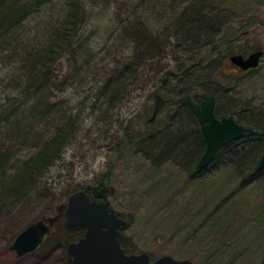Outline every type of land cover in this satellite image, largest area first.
<instances>
[{
  "label": "rangeland",
  "instance_id": "rangeland-1",
  "mask_svg": "<svg viewBox=\"0 0 264 264\" xmlns=\"http://www.w3.org/2000/svg\"><path fill=\"white\" fill-rule=\"evenodd\" d=\"M83 1L88 19L81 33L96 36V55L88 57L87 62L68 52L57 62L55 71L59 75L47 77L51 101L56 103V112L48 115L50 118L34 116L31 107L35 99L27 101L24 83L16 85L22 56L9 57L7 49L0 47V119L5 118L0 121V149H20L14 154L18 164V157L38 150L66 117L76 119L61 158L40 178L38 195L26 204L0 210V264L66 263L67 244L77 239L65 237L68 194L74 188L99 183L106 184L105 200L127 220L122 238L132 252L147 251L153 258L171 254L195 264H264V183L255 180L247 184L234 163L225 160L196 178L173 160L162 159L143 150L139 142L133 143V139L139 141L150 131L158 133L167 124L161 113L150 121L155 105L150 91L155 85L153 79L149 83L141 80L146 75L117 96L111 97L107 88L100 92L105 79L114 78L111 67L117 60L108 54L107 35L114 33L115 39L124 32L123 27L133 19L125 17L139 0ZM148 1L150 6L139 3L137 14L156 10L163 0ZM66 4L67 0H55L47 6L36 23L28 24L29 32L21 35L20 41H34L38 22L45 25L52 15L61 19ZM207 4L221 19L225 35L237 29L236 40L225 37L220 45L224 58L218 69L219 79L227 86L232 101L245 102L264 113V55L258 66L244 72L234 68L228 58L235 52L247 53L259 47L264 50V0H207ZM187 12L181 10L175 21ZM250 21L254 27L240 30L239 25ZM97 26L100 28L95 33L93 28ZM163 55L165 58L167 54ZM178 55L181 52L177 49ZM168 56L169 63L176 65L173 54ZM56 215L50 236L35 252L17 256L10 249L15 236L28 224Z\"/></svg>",
  "mask_w": 264,
  "mask_h": 264
},
{
  "label": "trees",
  "instance_id": "trees-1",
  "mask_svg": "<svg viewBox=\"0 0 264 264\" xmlns=\"http://www.w3.org/2000/svg\"><path fill=\"white\" fill-rule=\"evenodd\" d=\"M54 1L0 0V47L7 49L9 57L13 54L22 56V66L19 68L21 74L16 85L24 83L23 92L27 101L35 99L36 103L31 108L35 109L36 117L43 114L44 117L50 118L49 116L56 112V103L51 101L49 95L47 77L59 75L55 71L57 62L68 52L88 62V57L92 56L90 46L94 48L96 44L95 35L92 36L95 39H92L81 33L88 19L83 0H67V10L61 19H54L52 15L45 25L38 22L35 26L38 29L35 42L33 39L26 40L27 43L20 41L21 35L29 32L28 24L36 23L39 14ZM189 2L190 0H163L156 10H147L140 15L137 14L139 3L141 6H150L152 3L139 0L133 4L134 9L129 10L125 17L126 20L133 19L123 27L124 32H120L119 37L115 38L118 41L114 39V33L107 37L108 54L118 57L116 65L111 67L114 78H106L100 92L107 88L111 97L117 96L140 76L146 75L141 80L149 83L153 79L155 89H152L150 94L154 100L157 92L168 98L169 103L161 112V115L164 114L163 119H167V124L158 133L150 131L139 141L133 139V143L139 142L143 150L157 153L162 159L173 160L187 168L190 175L196 178L203 175L212 165L225 160L234 163L240 178L247 184L255 180L264 183V167H259L264 153V113L245 102L232 101V97L227 94V86L222 78L219 79L220 75L218 77V69L224 58L220 45L225 37L236 40L237 29L225 35V31H221V19L207 8V0ZM184 9L188 10L187 14H183L176 22L179 13ZM159 10L161 14H158ZM150 12H153V16L149 18ZM150 20L166 22L159 30L154 29L157 26L154 22H151L149 28H142ZM251 22L239 25L240 30L254 27ZM99 28L100 26L94 27V32L98 33ZM177 49L181 52L180 56H177ZM164 53L167 54L165 58ZM170 54H173L172 60L176 65L167 60L170 59L171 62V57L168 56ZM208 94L216 98L218 116H233L253 131L223 146L209 166L198 169L197 163L206 149V140L196 115L191 107L183 102V98L189 95L194 101L201 102L202 95ZM113 101L111 98L110 102L114 103ZM65 119V123L62 122L54 131V135L44 138L38 150H30L24 158L18 157V164L14 162V154L16 156L20 149H0V210L8 205L26 204L32 200L34 194L38 195L36 192L38 186L40 187V178L46 176L49 168L61 158L71 134L69 132L75 125V117L70 115ZM0 121L4 122L5 118L2 117ZM105 188L104 183L85 187L89 195L98 200L106 198ZM67 231L65 237L72 235L80 238L85 234V228L81 226L67 228ZM119 239L126 252L132 253L123 241L122 232Z\"/></svg>",
  "mask_w": 264,
  "mask_h": 264
},
{
  "label": "water",
  "instance_id": "water-1",
  "mask_svg": "<svg viewBox=\"0 0 264 264\" xmlns=\"http://www.w3.org/2000/svg\"><path fill=\"white\" fill-rule=\"evenodd\" d=\"M263 55L264 50L259 48L247 55L231 54L229 59L243 70H248L258 66ZM183 101L190 105L195 113L206 140V149L197 163L198 169L209 165L223 146L252 131L250 127L239 123L235 117L219 118L215 112L214 95H206L201 104L194 102L189 95L185 96ZM165 102V98L158 93L153 118L164 107ZM259 167H264V153ZM109 205V200L91 199L84 189H78L69 195L64 211L66 226L81 225L86 228L81 238L68 244L70 264H195L191 259H179L171 254L152 259L147 251L126 252L119 236L127 220ZM57 219L58 215L31 222L15 236L10 249L14 250L17 256L35 252L51 233Z\"/></svg>",
  "mask_w": 264,
  "mask_h": 264
},
{
  "label": "bare ground",
  "instance_id": "bare-ground-1",
  "mask_svg": "<svg viewBox=\"0 0 264 264\" xmlns=\"http://www.w3.org/2000/svg\"><path fill=\"white\" fill-rule=\"evenodd\" d=\"M149 23H147L146 25L144 24L143 26H142V28H149L151 25V22H154V23H156V27H158V28H161V27H163L164 25V23L166 22L165 20H161V21H152V20H150V21H148ZM166 26H167V24H166ZM110 33H108V35H107V37H110ZM96 38V37H95ZM90 48H91V55H96V52L94 51V48L92 47V46H90ZM112 53H116V51H112ZM112 56H115L114 54H112ZM120 56V55H119ZM116 57H118V56H116ZM200 125V130H201V124H199ZM202 133V132H201Z\"/></svg>",
  "mask_w": 264,
  "mask_h": 264
},
{
  "label": "flooded vegetation",
  "instance_id": "flooded-vegetation-1",
  "mask_svg": "<svg viewBox=\"0 0 264 264\" xmlns=\"http://www.w3.org/2000/svg\"><path fill=\"white\" fill-rule=\"evenodd\" d=\"M256 49V48H255ZM255 49H253V50H255ZM253 50H251V51H253ZM251 51H249V52H247V53H245V51H240V52H238V53H243V54H245V55H247L248 53H250ZM233 67L234 68H236V69H238L239 71H243L242 69H241V67L240 66H237V65H235V64H233ZM158 93V92H157ZM157 96V95H156ZM163 96V95H162ZM164 98H165V100H166V102H165V105H164V107L158 112V114H160L162 111H163V109H165L166 107H167V105H168V98H166L165 96H163ZM204 97V96H203ZM184 102V101H183ZM185 103V102H184ZM185 104H187V103H185ZM155 105H156V100H155ZM155 105H154V107H155ZM188 105V104H187ZM190 106V105H189ZM158 114L156 115V117L158 116ZM153 115H154V108H153V113H152V117L150 118V121H152L154 118H156V117H154L153 118ZM218 117H223V116H218ZM153 118V119H152ZM152 119V120H151Z\"/></svg>",
  "mask_w": 264,
  "mask_h": 264
}]
</instances>
